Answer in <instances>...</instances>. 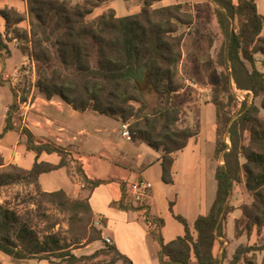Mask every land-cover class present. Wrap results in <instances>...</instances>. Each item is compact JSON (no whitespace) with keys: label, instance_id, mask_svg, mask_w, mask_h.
<instances>
[{"label":"trees","instance_id":"obj_1","mask_svg":"<svg viewBox=\"0 0 264 264\" xmlns=\"http://www.w3.org/2000/svg\"><path fill=\"white\" fill-rule=\"evenodd\" d=\"M104 0H26L29 32L22 31V37L31 35L32 54L37 62L50 61L53 48L64 65L52 68L41 67L37 86L46 98L58 96L78 110L88 108L101 114L132 120L129 128L131 138L143 140L162 152V180L173 183L172 166L177 151L185 148L192 137L199 132L189 126L178 125L182 107L171 100V95L184 87L185 79L180 72L183 57L182 42L186 28L195 21L192 3L181 1L170 5L154 6L156 0H143L139 12L124 16L117 15L109 7L101 14L89 19L88 14ZM215 4V15L223 36L219 65L225 67L219 82L212 89L211 102L216 108L215 157L223 163L215 170L217 188L215 198L206 214H199L191 225L188 220L175 214L173 202L170 210L184 227V234L166 241L158 231L159 223L151 234L160 244L161 264H190L194 257L198 264H220L214 247L220 238H226V218L230 212L240 208L246 218L248 233L264 227V72L256 66L255 54L264 55V15L258 11L257 0H211ZM5 20V33L0 32V57L11 54L6 35L11 32L20 36V29H11L26 17L14 7L0 9ZM54 20L53 30H60L52 39L47 25ZM210 36V45H212ZM97 50V66L91 63L93 48ZM73 68L71 73L67 69ZM250 90L256 96L262 94L260 106L247 100L233 117L227 106L233 97L231 88ZM154 91L167 95L163 107L145 111L146 94ZM228 98L226 101L225 98ZM11 106L6 125L0 128V139L13 129ZM249 131V140L244 142V132ZM227 137L228 143L224 138ZM27 149L36 154L34 165L27 169L16 163H9L12 172L0 173V182L28 181L33 183L42 199L55 204L60 210L78 216L85 212L94 216L88 198L70 197L63 189L45 191L39 183L42 172L68 163L67 152L52 142L37 144L31 132L27 131ZM42 152H56L61 161L56 164L39 162ZM244 157L245 161H241ZM4 161L0 162L2 166ZM5 167V166H3ZM85 186L93 190L107 182L90 179L82 173ZM253 196V201L240 207L231 202L234 185L243 183ZM120 207L129 208L120 203ZM239 223L242 220H236ZM101 238L102 231H98ZM114 257L110 264L122 261L135 264L122 253L116 244L106 243ZM56 234L41 238L32 224V219L0 203V251L17 259L62 258L66 264H75L89 257H77L68 251ZM264 250V243L240 244L229 264H264L254 259V254ZM252 257H246L249 253ZM1 264V263H0Z\"/></svg>","mask_w":264,"mask_h":264},{"label":"crops","instance_id":"obj_2","mask_svg":"<svg viewBox=\"0 0 264 264\" xmlns=\"http://www.w3.org/2000/svg\"><path fill=\"white\" fill-rule=\"evenodd\" d=\"M126 1L128 3L125 14L120 13L119 8L109 0H104L102 7L104 9L114 8L119 16L137 13L141 10L143 0ZM181 1L191 2L194 10L196 0H156L153 5L163 6ZM206 1L210 3L214 12L215 4L211 0ZM233 1L237 2V0ZM24 2L25 0H0V9L14 7L22 12ZM257 6L258 11L264 15L259 0H257ZM98 7L100 5L96 8ZM194 14L196 20L195 10ZM211 27L214 30H210V34L218 40L221 48L223 39L216 15L211 19ZM5 29V20L0 16V32L5 33ZM262 33H264V27ZM184 55L183 51L180 63L181 71ZM255 60L257 68L264 72V69L258 65V60L264 62V55L256 53ZM11 104L12 100L3 106L0 114V128L6 125ZM34 105L37 108L30 113V119L34 125L29 128L35 142L37 144L52 142L68 153L67 164L39 175L41 188L45 191L63 189L70 197L88 198L94 217L104 223L102 226L104 237L109 238V242L116 244L118 249L129 256L135 264H161L159 262L160 244L151 234L152 228L157 227L158 223V231H161L166 241L184 234L182 223L174 218L170 210V202H173L174 213L184 216L191 225L199 214L208 212L214 198L208 202L204 209L201 208L200 201L204 199V196L206 198L207 190L206 183L204 184V180L202 181L204 178L200 179L198 176L199 164L202 162L200 130L196 137L190 138L185 148L176 152L172 166L174 182L165 183L162 180L161 150L151 147L143 140L126 138L122 133L121 119L101 114L90 108L75 109L58 97L41 96L40 101ZM182 113L183 110L178 125L193 127L195 124L191 120L183 125L180 124L183 121ZM11 122L14 128L7 131L0 139V156L4 160L2 166L16 163L29 169L36 161V154L27 149V140L21 133V129L18 128L16 119L12 118ZM184 157L190 159V163H195L198 167L197 175L191 184L192 187L188 189L185 200L177 190V175L181 159ZM38 161L57 165L61 161V156L56 152H42ZM82 173L90 179H103L107 182L90 190L82 180ZM138 179H147L153 184L152 192L155 201L148 211V214L155 220L153 227L148 225L144 219L143 209L129 202L126 195L127 185ZM176 194L177 199H175ZM182 201L186 202V206L182 205ZM121 202L129 208L120 207ZM237 211L240 212L237 208L228 214L225 228L227 236L217 240L214 247L215 255L220 240H224L226 250L230 249L231 236L228 233V226L232 224L231 218L235 217L234 214ZM240 215L241 213L236 215V218ZM190 264L198 263L192 257Z\"/></svg>","mask_w":264,"mask_h":264},{"label":"rangeland","instance_id":"obj_3","mask_svg":"<svg viewBox=\"0 0 264 264\" xmlns=\"http://www.w3.org/2000/svg\"><path fill=\"white\" fill-rule=\"evenodd\" d=\"M83 1V0H72ZM113 5L119 8V12L125 14L126 0H109ZM262 12H264V0H259ZM155 3V2H154ZM95 8L94 11L88 14V18H94L98 13L104 12L106 9L102 7ZM16 9V8H15ZM194 10L196 12V20L191 28L186 29L182 49L184 51V60L180 70L185 79L184 87L174 92L171 95V100L182 107L184 123L191 120L192 128L197 131L200 130V143L202 144L201 159L199 164L200 172L199 178H204L206 183L207 196L200 201L201 208L208 204L211 199L215 198L217 188V181L215 178L216 167L223 163L221 157H215L216 146V108L211 102L212 89L219 82L222 71L225 67L219 65L220 45L217 39L210 34L211 19L215 18V13L206 0H196L194 3ZM26 17L25 20L19 24H12L11 29H20V36L16 37L14 33L6 35L7 43L11 49L12 55L4 54L0 57V114L4 104L12 100L11 116L15 118L18 123V128L24 134L27 140V131L31 132L29 126L34 125L30 119V113L34 111L37 106L34 105L40 101V97L44 96L37 86L38 73L41 67L52 68L55 66L64 69V65L57 55L56 49L53 48L54 56L50 61L37 62L32 52L31 35L22 37V31L30 30L27 3L21 10ZM54 20H50L47 25V33H50L51 38L54 39L60 30H53ZM210 36L212 37V45H210ZM223 39V36H222ZM97 50L93 48L91 55V63L94 67L97 66ZM258 65L264 69L263 60H258ZM73 68L67 69L71 73ZM7 72V74L5 73ZM17 77L16 83L12 85L7 79L8 76ZM6 77V78H4ZM233 99L230 101L227 109L233 117L238 114L243 99L248 101V104L255 103L260 106L262 94L256 96L253 92H235L234 85L230 91ZM45 97V96H44ZM58 97V96H53ZM59 98V97H58ZM61 99V98H59ZM228 101V98H225ZM62 100V99H61ZM147 107L145 111H150L155 107H163L168 102L167 95H159L154 91H148L146 94ZM260 115L264 117V108H261ZM190 118V119H189ZM132 120H127L130 124ZM33 134V133H32ZM224 138L230 143L227 133ZM198 140V138H197ZM244 142L249 140V131L244 132ZM68 154V153H67ZM68 157V156H67ZM4 161L0 156V162ZM244 162V157H241ZM190 159L186 157L181 159L180 169L177 175V190L179 195L185 200L188 195V189L197 175L198 167L195 163H190ZM12 172L9 166L0 165V173ZM201 173V174H200ZM175 199H177V194ZM231 202L238 207L244 204H250L253 201V196L247 191L244 182L236 183L234 185ZM0 203L17 210L21 214H25L32 219V224L37 230L41 238L46 234H56L61 243L67 246V250L74 253L77 257H89L82 259L75 264H110L115 254L109 250L106 243H111L106 240L103 233L101 238H98V231L103 232L102 225L97 223L94 216H90L85 212H81L78 216L67 211L60 210L55 204L42 199L37 192L33 183L28 181H15L9 183L0 182ZM182 205L186 206V202L182 201ZM232 216V224L228 226V233L231 236L230 249L226 250L224 240H220L216 247V255L220 258V264H229L235 249L240 244H257L264 243V227L260 230L254 229L248 233L245 228L246 218H243V213L240 208ZM239 213L241 215L236 218ZM237 219L242 220L237 223ZM154 228H152L153 230ZM230 251V252H228ZM253 253H249L246 257H252ZM264 258V250H259L254 254V259L260 263ZM1 264H66L62 258L52 256L50 260L41 259L39 257L33 259H17L10 257L0 251ZM113 264H124L122 261H117ZM239 264H246L242 259Z\"/></svg>","mask_w":264,"mask_h":264},{"label":"built area","instance_id":"obj_4","mask_svg":"<svg viewBox=\"0 0 264 264\" xmlns=\"http://www.w3.org/2000/svg\"><path fill=\"white\" fill-rule=\"evenodd\" d=\"M6 78V77H5ZM7 79L9 80V82L14 85L16 83L17 77L15 76H8ZM234 85V90L235 92H250L252 93V91L250 90H242L239 89ZM245 99H243L244 101ZM129 123L127 121H122L121 123V129H122V133L123 135L128 138L131 139V131L129 128ZM152 188H153V184L151 181L147 180V179H138L130 184L127 185L126 187V195L129 198V202L134 203L138 206H140L143 211H144V219L146 220V222L148 223V225L150 226H155V220L153 217L150 216V214H148L149 208L152 206V204L155 201V197L154 194L152 192ZM98 224L102 225V221L100 219L96 220ZM107 241H109V238H106Z\"/></svg>","mask_w":264,"mask_h":264}]
</instances>
